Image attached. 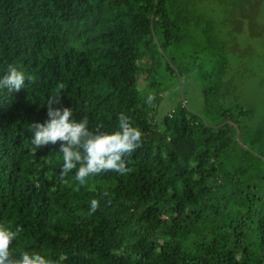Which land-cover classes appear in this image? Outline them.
Masks as SVG:
<instances>
[{
    "label": "trees",
    "instance_id": "obj_1",
    "mask_svg": "<svg viewBox=\"0 0 264 264\" xmlns=\"http://www.w3.org/2000/svg\"><path fill=\"white\" fill-rule=\"evenodd\" d=\"M258 2L0 0V74L14 62L32 77L0 93V223L22 226L15 248L62 264H264V119L253 99L264 55L240 40ZM185 75L202 107L180 102L158 122L164 92ZM59 83L60 106L90 128L113 130L121 112L141 128L126 173L77 189L58 146L31 143L29 124L47 118ZM92 198L101 206L89 214Z\"/></svg>",
    "mask_w": 264,
    "mask_h": 264
},
{
    "label": "clouds",
    "instance_id": "obj_2",
    "mask_svg": "<svg viewBox=\"0 0 264 264\" xmlns=\"http://www.w3.org/2000/svg\"><path fill=\"white\" fill-rule=\"evenodd\" d=\"M31 79L21 66L10 62L0 74V93H18L26 88V81ZM64 89V83H59L42 105L47 107V118L29 124L31 143L39 149L58 146L59 158L63 161L61 174L75 169L77 189L86 185L91 177L109 170L126 173V157L143 142L141 128L134 125L124 112L119 113L118 124L111 131L90 128L86 117L76 119L72 107L60 106ZM100 206V199L92 198L88 213H95ZM21 231L22 226L0 223V264H62L63 256L53 260L37 250L15 248L14 242Z\"/></svg>",
    "mask_w": 264,
    "mask_h": 264
},
{
    "label": "rangeland",
    "instance_id": "obj_3",
    "mask_svg": "<svg viewBox=\"0 0 264 264\" xmlns=\"http://www.w3.org/2000/svg\"><path fill=\"white\" fill-rule=\"evenodd\" d=\"M257 16L251 9L248 10L249 18L244 21V31L246 37L241 36V43H247L252 39L254 42L255 50L264 55V0H259L257 3ZM263 14V15H262ZM255 16V17H254ZM255 18V20L253 19ZM255 21V22H254ZM264 81V75L256 80L257 83ZM143 87V83H141ZM163 99L159 106L156 108V118L158 122L171 112L185 97L188 100V106L191 110H199L203 104V98L201 95L200 87L196 79L192 75H185L180 79H175L173 87L164 92ZM259 109V118L264 119V92L259 93L256 97Z\"/></svg>",
    "mask_w": 264,
    "mask_h": 264
},
{
    "label": "built area",
    "instance_id": "obj_4",
    "mask_svg": "<svg viewBox=\"0 0 264 264\" xmlns=\"http://www.w3.org/2000/svg\"><path fill=\"white\" fill-rule=\"evenodd\" d=\"M187 102H188V100L184 97L183 100H182V104H183V105H186Z\"/></svg>",
    "mask_w": 264,
    "mask_h": 264
}]
</instances>
